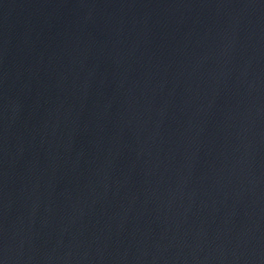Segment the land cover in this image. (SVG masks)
<instances>
[{"label":"water","instance_id":"obj_1","mask_svg":"<svg viewBox=\"0 0 264 264\" xmlns=\"http://www.w3.org/2000/svg\"><path fill=\"white\" fill-rule=\"evenodd\" d=\"M0 264H264V0H0Z\"/></svg>","mask_w":264,"mask_h":264}]
</instances>
